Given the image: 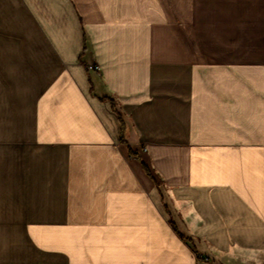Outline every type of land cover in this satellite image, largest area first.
Listing matches in <instances>:
<instances>
[{"label":"crops","instance_id":"0c3cea01","mask_svg":"<svg viewBox=\"0 0 264 264\" xmlns=\"http://www.w3.org/2000/svg\"><path fill=\"white\" fill-rule=\"evenodd\" d=\"M0 264H264V0H0Z\"/></svg>","mask_w":264,"mask_h":264},{"label":"built area","instance_id":"2783aa9c","mask_svg":"<svg viewBox=\"0 0 264 264\" xmlns=\"http://www.w3.org/2000/svg\"><path fill=\"white\" fill-rule=\"evenodd\" d=\"M89 69L96 70V71H99L100 70V68H99L98 65H90L89 66Z\"/></svg>","mask_w":264,"mask_h":264},{"label":"bare ground","instance_id":"6f19581e","mask_svg":"<svg viewBox=\"0 0 264 264\" xmlns=\"http://www.w3.org/2000/svg\"><path fill=\"white\" fill-rule=\"evenodd\" d=\"M249 231V230H248ZM254 231V230H253ZM249 233V232H248Z\"/></svg>","mask_w":264,"mask_h":264}]
</instances>
